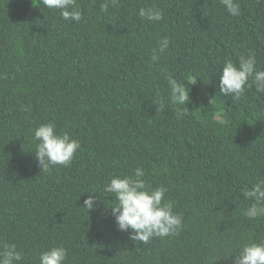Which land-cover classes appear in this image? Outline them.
I'll return each instance as SVG.
<instances>
[{
	"label": "trees",
	"instance_id": "16d2710c",
	"mask_svg": "<svg viewBox=\"0 0 264 264\" xmlns=\"http://www.w3.org/2000/svg\"><path fill=\"white\" fill-rule=\"evenodd\" d=\"M236 2L239 16L220 0H76L75 22L42 0H0V251L15 244V264L56 246L65 264H231L264 240L243 195L264 180V93L251 77L239 97L219 91L226 60L254 54L264 70V0ZM153 6L163 19L139 17ZM168 77L185 85L184 104L171 103ZM49 122L81 147L42 170L34 129ZM138 167L167 188L177 235L143 244L118 230L104 187ZM90 193L101 199L87 212Z\"/></svg>",
	"mask_w": 264,
	"mask_h": 264
},
{
	"label": "clouds",
	"instance_id": "9594fccd",
	"mask_svg": "<svg viewBox=\"0 0 264 264\" xmlns=\"http://www.w3.org/2000/svg\"><path fill=\"white\" fill-rule=\"evenodd\" d=\"M226 11L232 16L240 15V6L236 0H220ZM43 6L48 9L59 10L60 16L66 21L79 22L82 19V11L77 6L76 0H42ZM106 7V6H105ZM139 17L149 21L163 19V10L155 6L140 8ZM169 46V41L164 38L160 41L159 52H163ZM152 61H158L159 55L153 54ZM252 78L258 93H264V70L257 68V60L254 54L247 58L240 57L239 65L231 60H226L219 75V91L225 96L239 97L247 88H251L249 78ZM168 85L171 91V103L182 105L188 94H185V85L176 79L168 77ZM161 110L164 103L161 101ZM186 109H177V119L187 114ZM34 139L38 141L35 149V157L43 169L53 165L67 166L71 163L75 153L80 149V142L72 139L67 132L58 134L54 123L49 122L39 125L34 129ZM144 170L136 168L134 176H114L105 185L104 192L115 199L114 205L106 206L119 231L130 232V239L146 244L153 237H168L178 234L183 226V217L174 213V202L165 201L168 191L164 186L153 188L143 179ZM98 193H90L84 200L83 207L87 212L95 210L101 199ZM247 198L254 200L244 212L249 220H255L264 216V180H260L250 191L243 193ZM106 196V197H107ZM39 264H65L67 250L63 246L52 247L39 254ZM23 259L21 252L16 250L15 244L3 245L0 251V264H15ZM228 259L231 264H264V240L250 242L239 246Z\"/></svg>",
	"mask_w": 264,
	"mask_h": 264
}]
</instances>
